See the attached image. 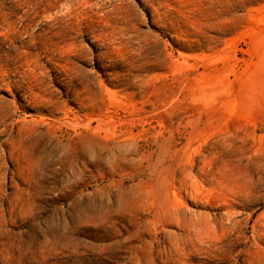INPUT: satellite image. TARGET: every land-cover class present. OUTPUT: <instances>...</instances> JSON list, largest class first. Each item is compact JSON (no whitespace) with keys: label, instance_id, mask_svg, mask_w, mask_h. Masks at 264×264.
<instances>
[{"label":"rangeland","instance_id":"374dc122","mask_svg":"<svg viewBox=\"0 0 264 264\" xmlns=\"http://www.w3.org/2000/svg\"><path fill=\"white\" fill-rule=\"evenodd\" d=\"M0 264H264V0H0Z\"/></svg>","mask_w":264,"mask_h":264}]
</instances>
